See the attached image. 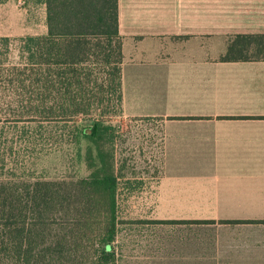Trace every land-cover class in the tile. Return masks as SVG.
<instances>
[{"label": "crops", "instance_id": "crops-1", "mask_svg": "<svg viewBox=\"0 0 264 264\" xmlns=\"http://www.w3.org/2000/svg\"><path fill=\"white\" fill-rule=\"evenodd\" d=\"M118 21L124 117L162 135L118 264H264V62L221 60L264 34V0H118Z\"/></svg>", "mask_w": 264, "mask_h": 264}, {"label": "trees", "instance_id": "trees-1", "mask_svg": "<svg viewBox=\"0 0 264 264\" xmlns=\"http://www.w3.org/2000/svg\"><path fill=\"white\" fill-rule=\"evenodd\" d=\"M46 5L47 33L21 39L19 62L3 54L10 39H0V264H118L113 244L122 176L118 129L109 120L123 112L118 0ZM221 60L264 62V34L235 36ZM57 128L89 171L86 177L8 172L2 147L12 152L23 139L53 146Z\"/></svg>", "mask_w": 264, "mask_h": 264}, {"label": "rangeland", "instance_id": "rangeland-1", "mask_svg": "<svg viewBox=\"0 0 264 264\" xmlns=\"http://www.w3.org/2000/svg\"><path fill=\"white\" fill-rule=\"evenodd\" d=\"M47 30L46 0H0V39H10L8 48L2 51L4 55H9L11 62L20 61L21 39L42 36ZM109 120L118 129L115 152L122 176L118 194L120 225L147 223L145 220L148 219L135 210L144 206L141 196L151 192L162 173L161 127L150 121L125 118L123 112H117ZM78 122L81 123L80 120ZM51 132L55 142L53 146H49L47 140L39 142L37 146L33 144L36 142L27 145L23 139L21 146L14 144L12 147L13 144L9 143L12 152L2 147L8 172H16L23 178L86 177L89 171L75 159L68 136L61 140V135L65 133L63 129L57 128ZM53 139H50V144Z\"/></svg>", "mask_w": 264, "mask_h": 264}]
</instances>
